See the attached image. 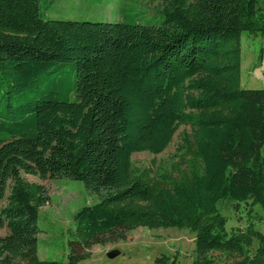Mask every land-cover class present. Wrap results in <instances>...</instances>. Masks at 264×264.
Wrapping results in <instances>:
<instances>
[{
    "label": "trees",
    "instance_id": "obj_1",
    "mask_svg": "<svg viewBox=\"0 0 264 264\" xmlns=\"http://www.w3.org/2000/svg\"><path fill=\"white\" fill-rule=\"evenodd\" d=\"M56 1L0 0V264H79L136 227L187 229L192 264L212 251L264 264V87L240 85L241 36L264 35V0H159L150 18L130 0L115 22L49 18ZM181 125L174 172L133 167ZM22 174L99 197L74 213L65 260L38 257L50 197ZM227 200L248 203L243 228L226 230Z\"/></svg>",
    "mask_w": 264,
    "mask_h": 264
},
{
    "label": "rangeland",
    "instance_id": "obj_2",
    "mask_svg": "<svg viewBox=\"0 0 264 264\" xmlns=\"http://www.w3.org/2000/svg\"><path fill=\"white\" fill-rule=\"evenodd\" d=\"M129 1L58 0L50 6L47 16L57 19L115 22L121 18L118 8L122 2ZM259 6L264 10L261 1ZM159 10V0L139 2V11L147 18L152 17ZM240 85L242 88L264 87V35L254 36L243 33L241 36ZM189 131L188 126H179L169 145L159 154L154 155L145 151L133 153L131 155L133 167L137 170L150 167L158 172H174V167L180 165L181 161L177 147L183 133ZM22 175L29 181L43 184L50 197L49 202L41 206L38 211L37 225L40 229L37 234L38 257L65 260L67 240L70 238V231L74 228V213L85 204L97 202L98 195L88 192L80 180L68 177L41 180L37 176ZM218 208L226 218L225 227L228 232L246 225L248 203L220 201ZM253 210L263 216V219L256 221L255 225L264 233V209L257 205ZM6 233V228L0 229V236ZM125 237L124 241L93 245L90 257L79 264H158L155 259L162 256L167 257V263L159 264H170L173 258H175L174 264H192L194 234L187 229L136 227L126 231ZM257 245L258 239L255 238L250 247L251 254ZM108 252H116L117 255L110 258L107 256ZM209 255L213 259V264H236L240 259L237 254L220 251H212Z\"/></svg>",
    "mask_w": 264,
    "mask_h": 264
},
{
    "label": "water",
    "instance_id": "obj_3",
    "mask_svg": "<svg viewBox=\"0 0 264 264\" xmlns=\"http://www.w3.org/2000/svg\"><path fill=\"white\" fill-rule=\"evenodd\" d=\"M116 255H117L116 252H108V253H107V256L110 257V258H112V257H114V256H116Z\"/></svg>",
    "mask_w": 264,
    "mask_h": 264
},
{
    "label": "crops",
    "instance_id": "obj_4",
    "mask_svg": "<svg viewBox=\"0 0 264 264\" xmlns=\"http://www.w3.org/2000/svg\"><path fill=\"white\" fill-rule=\"evenodd\" d=\"M37 254H38V249H37Z\"/></svg>",
    "mask_w": 264,
    "mask_h": 264
}]
</instances>
